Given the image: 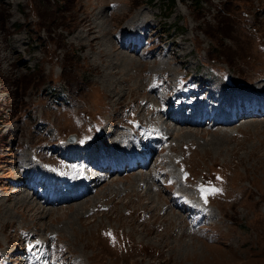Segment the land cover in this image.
<instances>
[{
    "label": "rangeland",
    "instance_id": "rangeland-1",
    "mask_svg": "<svg viewBox=\"0 0 264 264\" xmlns=\"http://www.w3.org/2000/svg\"><path fill=\"white\" fill-rule=\"evenodd\" d=\"M171 3L0 0V264H264V117H192L214 89L264 85V0ZM112 126L109 152L144 169L95 173L59 208L32 198L42 164L61 189L88 178L61 146Z\"/></svg>",
    "mask_w": 264,
    "mask_h": 264
},
{
    "label": "bare ground",
    "instance_id": "bare-ground-1",
    "mask_svg": "<svg viewBox=\"0 0 264 264\" xmlns=\"http://www.w3.org/2000/svg\"><path fill=\"white\" fill-rule=\"evenodd\" d=\"M113 5V4H112ZM101 11V10H100ZM98 13V12H97ZM137 17V16H136ZM139 17V16H138ZM135 21V20H134ZM133 21V22H134ZM130 23V22H129ZM127 24V23H126ZM125 24V25H126ZM124 25V26H125ZM140 25V24H139ZM138 25V26H139ZM127 27V26H126ZM152 28V27H151ZM89 31V30H88ZM157 31V30H156ZM94 37V36H93ZM98 39V38H97ZM95 41H96V38L94 37V38H92L90 41H89V44H90V46H91V44L93 43H95ZM129 41V40H128ZM127 41V42H128ZM126 42V41H125ZM126 43H124V45H125ZM100 53V52H99ZM102 53V52H101ZM102 55V54H101ZM171 55V54H170ZM238 84L239 85H241L239 82H238ZM249 85V84H248ZM241 86H243L244 88L242 89V90H240V91H235L234 93H231V92H227L226 90H224V89H222V88H219V89H214V91H213V93H210V95L208 96V102H210V103H217L218 105H219V109H220V112H219V115L221 116V118L219 119V122H218V124H215V127L216 128H225V127H231V126H234V125H238V124H240V125H245L246 123H247V121L248 120H250V119H252V117H257V118H262V117H264V112H261V111H259L258 110V112H256V113H254L253 115L252 114H248V113H246L245 111H244V114L243 115H239L240 116V118H239V120H235V121H230L229 120V118H228V115H227V113L224 111V109L222 108V103H227V104H231V103H233V102H235V101H238V100H241V101H245L246 103H248V104H251V102L252 101H260V102H264V85H258V88L254 91V87H252V88H248L247 86H245V85H241ZM214 88V87H213ZM224 92L226 93V96H225V94H224ZM218 94H220L221 95V99H217L216 101H214V98L216 97V95H218ZM224 95V96H223ZM207 96V95H206ZM163 104V103H162ZM206 105V104H205ZM240 105H241V103H240ZM158 106H159V104H158ZM163 106V105H162ZM127 107V106H126ZM171 107V106H170ZM160 109V108H159ZM241 110H242V108H241ZM181 111V110H180ZM146 113V112H145ZM152 113V112H151ZM177 113H178V111H177ZM181 114V113H180ZM183 114V113H182ZM181 114V115H182ZM195 115V114H194ZM182 117H184V116H182ZM195 117V116H194ZM234 117H236L235 116V111H234ZM172 120V119H171ZM185 120V119H184ZM173 121V120H172ZM191 123V122H190ZM189 124V123H188ZM253 124V123H252ZM142 126V125H141ZM185 127V126H184ZM199 128L201 127V126H198ZM187 128V127H186ZM188 129H190L191 130V128H188ZM210 129H213V128H210ZM192 131H197V130H192ZM179 132V131H178ZM155 134V133H154ZM107 135H112V133H111V131L110 130H108V129H106L105 130V135L104 136H102V137H100V139H98V140H96L95 142H93L91 145H90V147L87 149V148H81L79 145H63V146H61L63 149H62V153H64V155L65 154H67V153H71V154H77V156H80L81 158L82 157H84V156H86L87 155V157H89V160L90 161H94V159H96V160H98L99 159V156L101 155V151L102 150H104L105 149V152H106V155L108 156V157H110L111 158V156H118L119 157V160H121V158L123 159H125L127 156H132V154L133 153H131V152H126V153H122L121 152V154L120 155H117V154H115V153H111V152H109V150H113V151H116V149L119 147H117L116 149H114V148H111L110 146V140H109V138H108V136ZM122 135V134H121ZM150 135H151V133H150ZM216 135V134H215ZM222 135H224V134H222ZM188 136H190V135H188ZM214 136V135H213ZM217 137H219V135H216ZM114 137V136H113ZM117 137H119V136H117ZM233 137V136H232ZM220 138H222V139H224L223 137H220ZM120 139V138H119ZM107 140L109 141V144H107ZM112 140H114V139H112ZM116 140V139H115ZM215 141V140H214ZM112 142V141H111ZM226 142V141H225ZM115 143V142H114ZM114 143H113V145H114ZM119 143V142H118ZM81 144V143H80ZM121 144V143H120ZM51 145V144H50ZM119 145V144H118ZM124 146V145H123ZM59 147V146H58ZM110 147V148H109ZM123 148H125V146L123 147ZM58 149V148H57ZM119 149H120V147H119ZM126 149V148H125ZM125 149L123 150L122 149V151H125ZM128 149V148H127ZM59 154V153H58ZM55 155V154H54ZM62 155V154H61ZM56 156V155H55ZM68 157H70V155L68 156ZM118 157H116V158H118ZM103 158L105 159L106 157H104L103 156ZM132 158H133V161H135V156H133V157H130L129 159H127L126 161H128V162H131V160H132ZM63 159V158H62ZM79 160V159H78ZM83 167V166H82ZM159 167V166H158ZM85 168V167H84ZM81 169V168H80ZM138 169V168H137ZM136 169V170H137ZM92 171L94 172V171H99V172H106V173H108L109 171H110V168H109V166L107 165V166H104V168H99V170H93L92 169ZM72 172V171H71ZM73 173V172H72ZM52 175V174H51ZM82 175H83V173H82ZM89 176H91V182H92V180H93V176L91 175V174H88ZM132 175V174H131ZM40 176V175H39ZM43 177H44V179H47V190H48V192L51 194V193H53V194H55L56 196H51V197H48V198H44V199H41V198H39V197H37V196H35V194L33 193H31V195H32V198H34V199H36L38 202H39V200H41V201H43V202H45L46 204H48V205H52V204H54V205H58L59 206V204L61 203V199H62V196L63 195H65V194H69V193H71V192H73V191H77L79 188H80V186H82V187H86L89 183H87V182H85L84 180H81L80 182H78L79 184L78 185H76V186H74V187H72V188H69V189H66V190H62V189H59V188H54V186H53V184H51L52 183V180H53V176H49V177H47L45 174H43ZM136 177V176H135ZM135 177L133 178L134 180H135ZM19 178V177H18ZM32 178V177H31ZM69 178V177H68ZM126 178V177H125ZM95 179H97V178H95ZM112 179H114L113 177H112ZM72 180V179H71ZM18 181H20V180H18ZM104 181V180H103ZM107 181V180H106ZM97 182V181H96ZM99 182V181H98ZM141 182H144V180H141ZM95 184V183H94ZM28 187V186H27ZM94 187V186H93ZM21 189V188H20ZM20 189H14V191L15 190H17V191H19ZM100 189V188H99ZM92 195V194H91ZM44 196H46V195H44ZM69 196V195H68ZM72 196H74V195H72ZM86 196V195H85ZM160 197V196H159ZM237 197V196H236ZM105 198V197H104ZM89 199V198H88ZM27 199H23L22 200V202H23V205H24V201H26ZM77 200H79V198H77V199H74V201H77ZM117 200V199H116ZM81 203H83V199H82V201H80ZM40 203V202H39ZM75 203V202H74ZM79 204V202H77V203H75V204H73V205H78ZM138 204H139V202H138ZM73 205H72V207H73ZM104 205V204H103ZM133 205V204H132ZM239 205H241V204H239ZM43 206H45V205H43ZM57 206V207H58ZM79 206H80V204H79ZM108 206V205H107ZM113 206H114V204H113ZM234 206H235V204H234ZM41 207V206H40ZM101 207V206H100ZM115 207V206H114ZM24 208V207H23ZM43 208V207H42ZM52 208V207H51ZM55 208V207H54ZM59 208V207H58ZM97 208V207H96ZM111 208V207H110ZM44 209V208H43ZM98 209V208H97ZM139 209V208H138ZM49 209H45V212L46 211H48ZM140 210V209H139ZM157 210V209H156ZM44 211V210H43ZM97 212V211H96ZM102 212V211H101ZM154 213V212H153ZM110 214V213H109ZM95 215V214H94ZM89 216V215H88ZM87 216V217H88ZM109 219V218H108ZM104 227V226H103ZM102 229V228H101ZM129 234V233H128ZM118 235V234H117ZM122 236V235H121ZM29 240H30V238H29ZM33 240V239H32ZM102 241V240H101ZM22 245V244H21ZM104 245V244H103ZM139 245V244H138ZM141 246V245H140ZM98 247V246H97ZM100 247V246H99ZM101 254V253H100ZM37 256V255H36ZM98 258V257H97ZM101 261V260H100ZM37 262V261H36ZM22 263V262H21ZM20 263V264H21ZM28 264V263H27Z\"/></svg>",
    "mask_w": 264,
    "mask_h": 264
},
{
    "label": "snow or ice",
    "instance_id": "snow-or-ice-1",
    "mask_svg": "<svg viewBox=\"0 0 264 264\" xmlns=\"http://www.w3.org/2000/svg\"><path fill=\"white\" fill-rule=\"evenodd\" d=\"M201 191H202V198H204L205 199V202H207V199H206V195L207 194H215V193H217L219 190H217V189H210V190H208V189H201Z\"/></svg>",
    "mask_w": 264,
    "mask_h": 264
},
{
    "label": "trees",
    "instance_id": "trees-1",
    "mask_svg": "<svg viewBox=\"0 0 264 264\" xmlns=\"http://www.w3.org/2000/svg\"><path fill=\"white\" fill-rule=\"evenodd\" d=\"M171 5V7H173L174 6V0H172V3L170 4ZM166 37V36H165ZM49 97H54L56 100H59L58 98H59V95H58V93H55V90H54V88H50V90H49Z\"/></svg>",
    "mask_w": 264,
    "mask_h": 264
},
{
    "label": "water",
    "instance_id": "water-1",
    "mask_svg": "<svg viewBox=\"0 0 264 264\" xmlns=\"http://www.w3.org/2000/svg\"><path fill=\"white\" fill-rule=\"evenodd\" d=\"M68 142H69V143H73V142H75V138H74L73 136H70V137L68 138Z\"/></svg>",
    "mask_w": 264,
    "mask_h": 264
}]
</instances>
